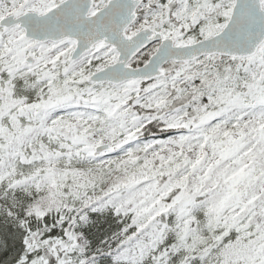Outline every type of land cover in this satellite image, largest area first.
I'll list each match as a JSON object with an SVG mask.
<instances>
[{"label":"snow or ice","instance_id":"obj_1","mask_svg":"<svg viewBox=\"0 0 264 264\" xmlns=\"http://www.w3.org/2000/svg\"><path fill=\"white\" fill-rule=\"evenodd\" d=\"M0 264H264V0H0Z\"/></svg>","mask_w":264,"mask_h":264}]
</instances>
